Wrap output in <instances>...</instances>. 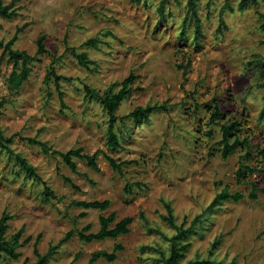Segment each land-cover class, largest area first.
Listing matches in <instances>:
<instances>
[{"label": "rangeland", "instance_id": "1", "mask_svg": "<svg viewBox=\"0 0 264 264\" xmlns=\"http://www.w3.org/2000/svg\"><path fill=\"white\" fill-rule=\"evenodd\" d=\"M241 1L197 0L198 39L188 0H16V15L0 16V40H10L24 26L13 47L29 55L36 53L37 37L45 35L48 52L30 62L31 73L18 92L11 93L6 84L12 62L5 57L0 65V98L10 100L1 109L0 128L7 137L15 134L10 147L27 158L55 195L45 196L44 184L0 147V217L11 215L6 238L21 227V241L31 237L18 247L17 259L4 253L0 264H33L37 237L44 253L71 229L76 231L47 264H87L92 252L111 251L115 243L123 246L117 258L94 264H163L176 233L165 220L167 205L177 226L189 227L200 216L197 233L186 239L190 246L176 264L206 258L264 264V194L258 190L256 199L249 197L251 181L264 188V158L254 148L246 161L241 158L245 150L238 148L224 159L219 144L220 124L235 120L239 135L264 150V0ZM91 38L96 45H84ZM72 48L85 52L88 64L81 65ZM51 64L62 77L63 104L55 79L44 80ZM130 74L136 79L116 108L120 147L113 150L106 144V110L84 85L100 95L115 92ZM213 99L223 112L214 124L209 121ZM154 104L165 108L137 120L127 117L138 106ZM34 136L47 151L23 138ZM76 148L99 151V170L75 159L78 172H72L52 153ZM104 153L131 162L114 170ZM241 160L262 171L238 182ZM224 188L244 197L221 200L206 213ZM106 199L110 205L104 210L72 204ZM111 212L116 221L133 218L127 234L79 239L77 230L89 224V232L98 231L99 216Z\"/></svg>", "mask_w": 264, "mask_h": 264}, {"label": "trees", "instance_id": "2", "mask_svg": "<svg viewBox=\"0 0 264 264\" xmlns=\"http://www.w3.org/2000/svg\"><path fill=\"white\" fill-rule=\"evenodd\" d=\"M16 0H11L9 3L4 4L0 1V16L2 17H13L16 15L17 9L14 7V3ZM196 1L197 0H188V14L194 20V38L198 39L200 36V25L201 21L196 14ZM248 0H242L241 5L246 4ZM264 25V23H263ZM24 28L18 27L15 35L8 41L0 40V48H2V52L0 54V65L5 57L12 62V70L8 77L6 78L7 88L11 93H16L20 90L23 83L29 78L31 73L30 62L35 59V56L40 54L47 53L48 50L45 46V35L40 34L36 39V53L34 56L29 55L24 50H19L13 47V44L17 38V34ZM84 45H96V40L91 38L84 42ZM71 55H73L81 65H86L89 62L87 54L85 52H77L75 48H72L70 51ZM264 67V61L261 63ZM51 78L55 79V84L58 89V94L60 98V102L63 104V92L60 90L59 81L62 78L61 75L57 74L53 64H51L45 75V82H49ZM136 79L134 74H130L126 78H124L121 82V86L117 91H113L108 89L104 94H98L94 89H92L89 85H84V90L86 94L92 98L97 96L101 103L103 104L107 116V136H106V144L113 150H116L120 147L119 137L116 132V123L118 121V116L116 115V108L118 104L126 98L132 91V83ZM9 99L0 98V115L1 109L9 102ZM212 105L209 107L210 109V119L209 121L214 124L219 119L223 118V112L220 109L219 103L216 99L211 101ZM165 108V106L154 104L148 105L145 107L138 106L132 112H130L127 117H132L135 120L139 118L147 117L150 112L157 111ZM221 129V139L219 144L221 146V156L226 159L230 156L234 151L238 148H242L245 150L242 155V159L250 160L253 155V149L255 148L257 153L264 158V150L260 148L259 145L253 144L249 141L247 137H241L239 135L240 127L239 123L235 120H231L228 122H223L220 124ZM14 135L9 137L5 136L2 129L0 128V147L2 150H5L10 155L14 156L16 162L20 165V167L27 172L28 175L34 177L39 182L44 184V194L47 197H54L53 191L48 187L45 181L42 180L40 175L37 173L35 167L28 162L27 158H25L21 153L15 152L14 149L10 147V143L13 141ZM31 144L39 145L43 150L47 151L48 147L45 142L38 140L37 137H23ZM98 152L96 151L92 154L83 153L81 148L70 149L66 152L62 151H52L54 154H58L64 163L71 169L72 172L77 173V164L75 159L83 160L86 164L94 169L99 170L97 164ZM104 157L109 162L110 166L114 170L121 171V168L125 164H129L131 161H122L117 162L112 156L104 153ZM262 171L261 168L253 166L243 160L240 161L238 169L236 171V179L238 182H242L245 180L247 175H251L254 172ZM67 182H71L69 178H65ZM251 183V191L249 193V197L251 199L257 198V191L260 190L264 194V188L258 189L257 185L254 182ZM125 191H129V187L125 186ZM244 195L240 192L230 193L227 188L222 189L212 200L211 204L205 210L206 213H211L212 209L219 204L221 200H234L238 201L242 199ZM72 204L81 207L84 209H99L104 210L110 205L109 200H74ZM168 214L165 216V220L176 229V233L170 237V248L169 254L167 257H163V264H176L179 259L184 256V252L189 248L190 243L185 242L190 234H196L197 230L194 228V223L200 218L197 216L192 224L189 227L177 226L174 223V217L172 215L171 208L167 205ZM84 213H81L83 215ZM11 219V215L7 212H3L0 217V261L2 255L5 253L9 255L13 259H17L20 256V252L18 247L22 244H26L30 241L31 237H26L23 241H21L22 234L24 232V228L21 227L17 230L10 239L6 238V233L8 231V221ZM133 218L131 216H125L120 220L116 221V214L114 212L109 213L107 216L101 214L99 216V224L100 228L96 232H89L90 225L87 224L82 229L77 230V234L79 239L85 242L92 241H101L105 239H116L120 235L127 234L130 229L129 225L132 223ZM76 230H69L63 237H61L56 244H50L46 252L41 253L37 247V242L39 237L36 238L33 247V253L36 257V260L33 264H47L49 257L58 249V247L67 241ZM220 242V238H217L211 245V249L209 254L212 255L214 253V249ZM123 246L120 243H115L113 249L111 251L107 250H97L91 253L87 264H94L95 261L103 258L108 262H112L117 258V252L121 251ZM186 264H220L219 262L206 258V259H193L187 261Z\"/></svg>", "mask_w": 264, "mask_h": 264}]
</instances>
